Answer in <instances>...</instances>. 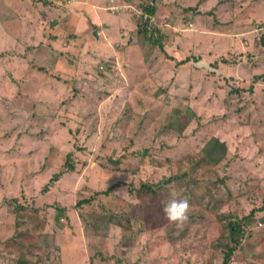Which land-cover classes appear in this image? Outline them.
I'll list each match as a JSON object with an SVG mask.
<instances>
[{"label":"rangeland","instance_id":"obj_1","mask_svg":"<svg viewBox=\"0 0 264 264\" xmlns=\"http://www.w3.org/2000/svg\"><path fill=\"white\" fill-rule=\"evenodd\" d=\"M142 2L165 51L138 35ZM263 32L264 0H0V263L223 264L224 214L256 209L230 264H264ZM214 137L224 158L195 167ZM185 171L224 220L204 212L171 242L163 205L182 184L165 179ZM143 182L159 195L139 199Z\"/></svg>","mask_w":264,"mask_h":264},{"label":"trees","instance_id":"obj_2","mask_svg":"<svg viewBox=\"0 0 264 264\" xmlns=\"http://www.w3.org/2000/svg\"><path fill=\"white\" fill-rule=\"evenodd\" d=\"M140 10H141V13L138 17L139 19L138 35H140L143 40H148L154 45L159 46V48H161L163 51H165L164 46L161 42L163 33L161 32L160 28H158L155 25V23L152 22L151 20L156 12L155 2L153 3L142 2L140 4ZM262 44L264 45V34L262 36ZM193 57H194L193 59L198 60L197 57L195 56ZM189 60H191V57H187L181 60L179 63L182 64ZM252 89L253 88L251 86L249 90H252ZM236 90L238 91L240 89L236 88ZM211 140L210 142L214 150L211 152L210 151L206 152L207 158L200 157L197 160V162L194 164L195 167H202L206 165L213 166L215 163H218L220 161V158H224L225 143L220 142L218 137H214ZM218 148L222 149L223 155H216L215 150H217ZM71 154L72 153H69L67 155L68 159L71 158ZM64 166H65V169L53 174V176L50 178L49 183L46 184L43 190L49 189V187L53 185L54 182L59 180V178L64 172L74 171L76 169L75 162L73 161L65 162ZM190 174H191L190 171H185L183 173H180V175L173 174L171 176H168L165 179L166 183H170L172 181H175V182L180 181L182 186L174 191L176 194H178L176 198L180 199V198L187 197L190 203V209L188 213L189 218L183 225L177 227L176 223L170 222L167 219V222L165 223V224H168L167 225L168 232L166 236L168 240L171 242H177L179 240H182L184 237L191 234V230L195 226L200 225V223L203 224L202 221L206 219L204 212L214 213V217H217V215H219L220 216L219 219L221 221L224 220L222 218H224V215H225L226 219L224 220L225 222L223 221L222 223V227H223L222 231L224 230L226 232L225 234L227 235V244H226V249H224V253H223L224 254L223 264H230L234 254L243 248V244H242L243 239L251 233L250 226L253 225V223L257 219L256 209H252L250 213L246 215H242V216H240L239 214H233V213H226V214L222 213L224 215L219 214L218 211L223 207L224 202L220 198L219 201H222V203H219L217 199L213 197L212 195L213 193L212 194L204 193L199 196V194L196 193V188L200 184H202L204 180H202V178L199 176L190 178ZM160 185H161V182H156V183L143 182L140 184L139 187H136L134 189L136 193L135 195L139 199H144L145 197L152 199L153 197H157L159 195V193L155 190V188L156 186H160ZM110 191H111L110 188L106 190H96L93 195L80 199V201L77 203L76 206L79 207L82 204H89L93 202L98 195H102V194L109 195ZM208 191L210 190L208 189ZM21 209H24V207H21ZM261 209L264 212V207H262ZM142 212L145 213L143 216L147 221L150 220L151 217H154V215H156V211L153 205L149 203L143 206ZM53 213H54V216H53L54 222L57 225L63 227L64 225L63 220L68 218V213H67L66 208L62 206L60 207L57 206L55 207V212ZM19 215H20V212H19ZM22 216L23 215H21V217ZM106 217L108 220L111 221L110 223H114L118 225L119 227H122L123 229L125 227L130 228V218L129 216H125V211H123L122 213H117V212H113L109 210L108 212H106ZM124 219H126L127 222H124L123 221ZM213 220L214 218H210L211 222H213ZM262 220L264 221V214H263ZM44 226L45 224L41 222L40 227L44 228ZM19 235L28 237L27 232L20 231ZM28 263H29L28 261L23 260L19 264H28Z\"/></svg>","mask_w":264,"mask_h":264},{"label":"clouds","instance_id":"obj_3","mask_svg":"<svg viewBox=\"0 0 264 264\" xmlns=\"http://www.w3.org/2000/svg\"><path fill=\"white\" fill-rule=\"evenodd\" d=\"M264 34V32H263ZM171 199L164 203L163 211L166 218L173 223H176L177 227L183 225L188 220V213L190 209V203L187 197L176 198V193L171 194Z\"/></svg>","mask_w":264,"mask_h":264},{"label":"crops","instance_id":"obj_4","mask_svg":"<svg viewBox=\"0 0 264 264\" xmlns=\"http://www.w3.org/2000/svg\"><path fill=\"white\" fill-rule=\"evenodd\" d=\"M111 1L113 2L114 0H108V2H111ZM105 6H106V2H105V4H103V5H100V6L98 5L99 8L101 7V9L104 8ZM219 66H220V64H219ZM1 252H3V248H2L1 251H0V257H1ZM1 259L5 260V259L2 258V257H1ZM0 264H6V261L1 262Z\"/></svg>","mask_w":264,"mask_h":264}]
</instances>
